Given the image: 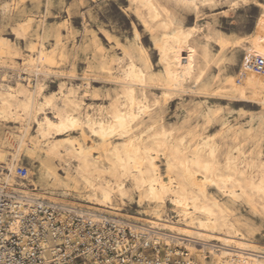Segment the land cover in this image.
I'll return each instance as SVG.
<instances>
[{"label": "bare ground", "instance_id": "6f19581e", "mask_svg": "<svg viewBox=\"0 0 264 264\" xmlns=\"http://www.w3.org/2000/svg\"><path fill=\"white\" fill-rule=\"evenodd\" d=\"M211 1L130 0L151 34L160 70L151 71L150 60L140 45L142 64L125 47H121L116 69L115 60L103 55L101 71L119 85L109 103L97 107L85 105V94L79 95V86L59 82L57 91L45 92L43 79L52 72L57 58L65 56L59 32L51 48L42 40L44 30L28 42L29 54L19 69L27 76L15 71L12 60L5 64L4 56L11 54L10 39L0 37V119L18 124L17 131L11 132L18 143L23 130L33 123L37 139L33 150L41 153L39 186L34 182L29 183L35 188L27 182L16 183V165L8 168L9 174L0 178V183L6 182L26 195L69 206L84 205L92 208L95 216L113 214L128 220L133 232L147 226L150 239L184 247L192 256L184 259L192 264H208L207 258L209 264H264V248L244 233L228 205L244 202L264 215L262 153L253 155L244 150L239 138L241 128L234 129L231 144L221 152L216 134L166 127L157 111L161 99H150L147 92V87L154 85L162 89L161 97L167 100L180 95L191 81L190 91L201 88L213 95L238 93L264 104L263 74L249 72L246 65L234 76L221 80L217 75L205 84L210 62L219 68L220 60L211 59L204 44L203 63L198 62L193 39L198 27L177 21L170 7L197 9L199 4ZM233 1L236 4L237 0ZM259 5L261 12L249 37L231 40L216 35V43L220 51L227 47L245 49L249 59L263 61L260 68L264 69V0ZM32 18L26 17L14 28L18 37L29 30ZM31 73L42 76L35 87ZM217 112L208 108L205 122ZM56 161L71 168L64 177L55 172ZM210 187L222 198L210 193ZM128 201L137 204L138 214L125 211ZM168 203L175 213L174 220L167 212Z\"/></svg>", "mask_w": 264, "mask_h": 264}, {"label": "rangeland", "instance_id": "374dc122", "mask_svg": "<svg viewBox=\"0 0 264 264\" xmlns=\"http://www.w3.org/2000/svg\"><path fill=\"white\" fill-rule=\"evenodd\" d=\"M211 2L199 4L197 9H185L173 4L170 7L177 21L186 26L198 27L193 35L198 62L203 63L201 48L204 44L209 49L211 59L220 60L219 68L214 61L210 62L204 79L205 84L208 85L217 75L221 80L234 76L245 65L249 72L259 71L264 77V69L255 68L257 61L249 59L245 49L227 47L220 51L216 43V35L231 40L249 37L261 12L259 3L263 0H246L245 3L237 0L236 4H233V0ZM26 17H33L32 23L26 34L18 37L14 28L19 27ZM43 30L42 40L46 47L51 48L54 36L59 32L65 52L64 58L61 60L57 58L56 66L43 79L46 93L57 91L58 84L65 83L79 86V95L85 94L83 97L85 105L90 107L107 105L118 90L119 84L101 71L100 62L103 55L107 59L112 58L115 60L116 69L120 60L118 58L122 57L121 47L129 49L137 62L142 64L138 49L139 45L143 46L152 65L151 71L155 73L160 70L158 52L151 34L141 23L130 0H0V37L10 39L8 44L11 53L6 54L3 61L7 64L12 60L15 71L18 70L22 76L28 75L19 71L23 58L29 54L28 42L35 39L36 32L42 34ZM135 30L139 39L135 38ZM105 33L109 35L110 40ZM31 74L32 87H35L42 80V76L37 73ZM85 82L88 86L84 84ZM190 86L191 81L180 95H173L167 100L161 97L162 89L154 85L147 87L150 99H161L157 111L166 127L181 126L183 128L180 131L192 128L197 131L196 133L216 134V141L222 144L221 152L231 144L234 129L241 128L239 138L242 139L244 150L253 155L260 151L264 157L263 103L240 97L238 93L213 95L201 88L190 91L188 89ZM208 108L218 109V112L211 116L209 122H205L204 114ZM8 122L9 120L0 119V178L9 174L8 168L20 164L27 167L28 177L23 181L14 177V181L27 182L29 187H32L30 183L34 182L39 186L41 181L38 156L41 153L33 150L37 144L35 125L32 123L23 130L25 132L20 136L18 143L17 137L11 133L17 131L18 124ZM53 167L59 177H64L65 172L71 170L64 163L57 161ZM209 192L222 198L212 187L209 188ZM66 202L70 203L69 200ZM228 205L233 209L234 216L239 220L244 233L254 243L264 248V215L252 211L244 202L236 204L228 202ZM125 211L130 214L139 213L134 201L127 202ZM167 212L172 220L176 219L169 203ZM207 260L209 264L210 259Z\"/></svg>", "mask_w": 264, "mask_h": 264}, {"label": "built area", "instance_id": "2783aa9c", "mask_svg": "<svg viewBox=\"0 0 264 264\" xmlns=\"http://www.w3.org/2000/svg\"><path fill=\"white\" fill-rule=\"evenodd\" d=\"M26 175L17 164L15 178ZM94 214L0 183V264H192L184 247L150 239L147 226L133 232L128 220Z\"/></svg>", "mask_w": 264, "mask_h": 264}]
</instances>
